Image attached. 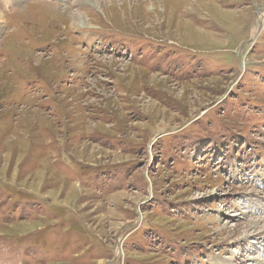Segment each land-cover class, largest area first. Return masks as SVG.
<instances>
[{
    "label": "rangeland",
    "instance_id": "obj_1",
    "mask_svg": "<svg viewBox=\"0 0 264 264\" xmlns=\"http://www.w3.org/2000/svg\"><path fill=\"white\" fill-rule=\"evenodd\" d=\"M263 11L0 0V264H264Z\"/></svg>",
    "mask_w": 264,
    "mask_h": 264
},
{
    "label": "bare ground",
    "instance_id": "obj_2",
    "mask_svg": "<svg viewBox=\"0 0 264 264\" xmlns=\"http://www.w3.org/2000/svg\"><path fill=\"white\" fill-rule=\"evenodd\" d=\"M14 0H7V2H13ZM88 1V0H87ZM89 1H91V0H89ZM80 4H84V3H81V2H79ZM90 3V2H89ZM155 6V5H154ZM163 7V6H162ZM55 8V7H54ZM59 9V8H58ZM56 10V9H55ZM60 13H62V11H59ZM63 13H65V14H68L69 15V18L71 19V21L73 22V24H75L76 26L75 27H80L81 26V24L80 23H82V14H80L79 13V11L78 12H69V10H64V12ZM263 20H264V11L263 12H259L258 13V17H257V21H256V25H259V24H261L262 22H263ZM74 26V25H73ZM254 29L256 30V26L254 27ZM258 30V29H257ZM262 226H263V228H264V223L262 222ZM259 225H261V223H260V221H257V222H252L251 223V228L250 229H257L258 228V226ZM261 226V227H262ZM118 255V254H117ZM257 258V257H256ZM230 264V263H229Z\"/></svg>",
    "mask_w": 264,
    "mask_h": 264
},
{
    "label": "water",
    "instance_id": "obj_3",
    "mask_svg": "<svg viewBox=\"0 0 264 264\" xmlns=\"http://www.w3.org/2000/svg\"><path fill=\"white\" fill-rule=\"evenodd\" d=\"M261 27V26H260ZM260 27H259V29H260ZM251 41H252V39L251 40H249L247 43H251ZM159 135V134H158ZM157 135V136H158ZM157 136H155V137H157ZM155 139V138H154ZM152 144V142L150 141V143H149V146Z\"/></svg>",
    "mask_w": 264,
    "mask_h": 264
}]
</instances>
